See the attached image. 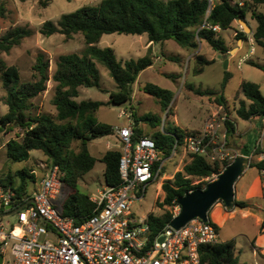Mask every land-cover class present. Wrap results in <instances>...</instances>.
<instances>
[{
    "label": "trees",
    "instance_id": "1",
    "mask_svg": "<svg viewBox=\"0 0 264 264\" xmlns=\"http://www.w3.org/2000/svg\"><path fill=\"white\" fill-rule=\"evenodd\" d=\"M26 1V0H21ZM232 0H100L96 4L82 5L69 13H63L58 21L43 22L41 33L48 36L61 33L66 38L81 33L84 47L78 52L61 54L51 75L54 84L52 104L55 106V116L48 113L32 115L30 100L46 89L48 76V61L44 54L39 53L33 65L34 80H20V73L15 65H8L1 57L2 52L18 45L22 38L30 36L31 30L24 26H14L3 34L0 33V76L6 89L3 98L7 112L0 116V129L7 124L20 127V139L11 138L6 142V155L11 162H22L29 158L32 150H40L46 155L50 164L59 166V176L62 186L67 185L71 191L61 205V212L73 215L77 221L88 217L93 212L95 203L78 188V180L93 169L97 161L104 163V179L109 185L119 183L118 163L121 152L119 149H108L102 157L90 154L87 144L100 136L113 134V125L99 121L96 111L102 102L92 99L75 100L79 95V87H97L101 89L99 73L95 61L103 64L115 81L118 90L110 93L109 102L121 104L130 100L132 86L138 74L153 63V58L146 55L134 60L121 62L116 59L111 47H99L97 43L103 34L146 33L151 43L173 39L182 47L196 49L198 40H205L221 55L229 51L221 40L216 37L218 31L212 26L218 25L220 30L231 28L234 20L245 19L248 12L255 19L256 26L252 32L255 41L264 47V13L257 9L264 0H243V4H235ZM6 14V0H0V18ZM236 39H246L244 31H237ZM201 53L194 54V74L201 73L206 65L213 62ZM249 63L257 65L250 60ZM230 78L228 70H224L220 90L196 89L198 94L214 96L218 104L227 108L222 94ZM146 91L160 99L162 106L167 107L171 95L169 90L157 85L145 87ZM243 97L239 99V96ZM235 99H239L236 114L244 120L255 116H264V96L259 84L243 80ZM155 118L151 114L135 117L134 131L136 138L145 134L139 126L141 121ZM229 135L234 132V126L227 122ZM10 128L9 130H11ZM195 131V130H193ZM187 132L178 127L168 131L166 135L151 133L159 148L172 147L175 139H181ZM73 141H79V150L72 149ZM257 167L263 166L264 161L256 162ZM219 164L210 163L203 156L189 154V161L181 170L176 171L171 179L162 182L161 188L165 195L160 205H178L177 198L196 188H204V184H192V178L211 177L219 172ZM18 182L14 186L15 178ZM33 170L20 168L13 173L7 171L0 177V184L11 186L15 191L14 203L20 204L29 195L27 183L34 181ZM237 207L246 208L250 204L243 200H234ZM174 213L171 209L164 210L160 215L149 213L147 223L151 236L156 235L166 224L170 223ZM210 221V218L208 217ZM217 228L218 226L214 224ZM201 264H239L235 254V240L229 239L201 248Z\"/></svg>",
    "mask_w": 264,
    "mask_h": 264
},
{
    "label": "rangeland",
    "instance_id": "2",
    "mask_svg": "<svg viewBox=\"0 0 264 264\" xmlns=\"http://www.w3.org/2000/svg\"><path fill=\"white\" fill-rule=\"evenodd\" d=\"M99 1L6 0V14L3 18H0V33L3 34L14 26L27 27L32 33L30 36L22 38L20 43L13 46L9 52H2L1 57L3 60L6 64L15 65L18 68L22 82L35 79V72L32 67L39 53H43L45 60L48 61L49 80L46 83V89L30 100L32 105L29 111L32 115L48 113L55 116L56 109L51 101L54 95L55 83L50 78L55 69L56 61L61 54L78 52L85 45L81 33L74 34L71 38H66L61 33H53L48 36L42 34L40 30L43 22L51 20L56 23L63 13H69L82 5L96 4ZM257 9L259 12L264 13V4H258ZM240 24L246 31L247 36L243 40L236 39L234 36V31L239 30ZM255 26L256 21L250 17V12H248L245 20L234 21L231 28L219 30L216 33V37L229 49L226 55L218 53L205 40L197 39L198 47L196 51L203 54L206 58L214 60L198 74L193 72L195 62L192 53L195 49L182 47L173 39L155 42L148 49L149 44L146 45L148 42L146 33L140 35L124 33L103 34L97 45L99 47H111L116 59L122 63L131 59L136 60L147 53L153 57V63L138 74L132 86L130 100L115 104L109 102V99L110 93L118 90L117 85L107 68L100 62L95 61L101 89L81 86L79 95L75 97V100L92 99L102 102V105L96 111V117L99 121L113 126L123 125L127 120L135 125V117L151 114L155 118L139 123L144 133L150 137H152L151 133L166 135L174 127L187 131L198 130L203 126L210 112L216 109L218 103L214 96L198 94L196 89L220 90L224 70H228L230 73V78L222 91L229 107L224 110L228 114L231 113L230 108L232 109V105L236 104L233 103V99L236 96L235 92L239 90L243 80L259 84L260 91L264 96V47L258 44L252 35ZM248 27L251 29L249 33H247L249 31ZM252 46L255 48V54L249 55ZM225 59L228 60L226 69L223 66ZM250 60L257 65L249 63ZM149 85H157L169 90L171 100L167 107H163L159 98L146 91L145 87ZM5 94L6 89L2 85L0 76V116L6 113L8 109L3 100ZM231 117L234 119L236 130L241 135L240 141L242 145L248 147L249 156H251L250 162L252 163L245 168L235 182L237 199L259 203L261 209L257 213L264 215V197L261 195L258 169L254 165L258 162L255 150L260 148L261 144L264 145V116H255L251 120H243L233 112ZM10 128H12V124H7L0 129V177H4L7 171L13 173L20 168H26L28 171L32 169L35 180L27 183V191L32 192L39 185L41 177L50 162L40 150H32L26 161L11 162L6 155V142L11 138L20 139L22 130L20 127H13L9 130ZM261 138L262 143H260ZM108 140L113 141L111 134L91 140L87 144L88 151L91 155L100 159L105 150H108L105 149ZM240 144L238 140L232 139L231 144L229 143L230 153H238L239 155L241 153ZM79 146V141H73L71 144L72 149L75 151L79 150ZM159 149L160 160H165L164 167L160 169L157 184L150 185L144 197L132 205L131 210L136 216L149 213L160 215L166 209H171L173 213L178 214L180 210L179 206L175 208L174 205L159 204L165 195L161 184L163 181L171 179L176 171L181 170L183 165L188 163L189 154L182 159L181 145L175 148V141L172 143V147L170 146L168 149L169 154L166 152L167 149L166 151L165 148ZM173 149L176 150L175 155H172ZM261 150L258 149L257 152L259 153ZM159 165L160 162L157 163V168ZM103 171L104 163L97 161L93 169L78 180V188L90 198L95 197L98 191L106 184ZM213 179H215V174L206 178H192V184H204L206 181ZM15 180L14 186L18 182V177ZM70 191L71 189L67 185L64 184L62 186L54 199L58 209H61L62 202ZM230 209L233 210L234 214L224 220L217 228L218 239L219 241L234 239L236 244L235 254L238 256L240 264H251L252 254L248 241L254 238L255 221L251 213H249L248 217H244L243 212L251 209L256 211V208L234 206ZM208 217L210 218L209 212ZM3 220L16 225L17 214L5 215ZM210 221L216 224L211 218ZM0 255L3 256L1 253ZM4 257L5 262L3 264H8L6 261L10 259L9 251L4 254ZM0 264H2L1 261Z\"/></svg>",
    "mask_w": 264,
    "mask_h": 264
},
{
    "label": "built area",
    "instance_id": "3",
    "mask_svg": "<svg viewBox=\"0 0 264 264\" xmlns=\"http://www.w3.org/2000/svg\"><path fill=\"white\" fill-rule=\"evenodd\" d=\"M238 4L242 5L243 0H238ZM212 29L220 30L218 25ZM238 29L234 36L237 31H244L241 24ZM254 53L252 46L249 55ZM224 109L218 104L200 129L187 131L180 140L175 139V148L181 145L183 158L196 154L210 163H218L220 168L215 178L238 156V153H230L227 122L232 121ZM113 134L116 142H108L107 147L121 152L119 183H106L95 197H91L95 203L93 212L81 221L73 215L62 214L54 203L62 188L57 164L47 166L39 185L25 196L24 202L30 198L33 201L15 212L16 225L5 222L3 216L24 202L14 203V189L0 184L2 264L7 251L10 254L8 264H201V248L219 242L217 227L197 217L178 229L168 223L151 236L148 214L136 216L131 207L144 197L150 185L157 184L165 160L159 158L160 149L155 139L147 134L134 137L133 122L113 126ZM261 147L259 161H264V145ZM175 154L173 149L172 155ZM246 157L250 165L251 156ZM257 169L264 197V165ZM7 205L11 208L6 209Z\"/></svg>",
    "mask_w": 264,
    "mask_h": 264
},
{
    "label": "water",
    "instance_id": "4",
    "mask_svg": "<svg viewBox=\"0 0 264 264\" xmlns=\"http://www.w3.org/2000/svg\"><path fill=\"white\" fill-rule=\"evenodd\" d=\"M248 30L250 31L249 27ZM249 31L247 33H249ZM227 63L228 60L225 59L223 63L225 69L227 68ZM247 164L248 158L244 155H238L204 188H196L179 196L177 198V203L180 210L178 214L174 215L170 221V225L173 228L178 229L185 225L189 220L197 217L203 221H207L208 212L217 201H221L227 209L234 207L235 182L248 166ZM32 201V198H30L27 202L9 210L6 214L15 213L22 206ZM5 208L10 209L11 205H7ZM159 240L161 241L162 237H160ZM1 259L2 256L0 255V261Z\"/></svg>",
    "mask_w": 264,
    "mask_h": 264
},
{
    "label": "crops",
    "instance_id": "5",
    "mask_svg": "<svg viewBox=\"0 0 264 264\" xmlns=\"http://www.w3.org/2000/svg\"><path fill=\"white\" fill-rule=\"evenodd\" d=\"M237 20H240V19H236L234 21H237ZM238 41H242V40H238ZM148 44H149L148 49H150L154 43H151V42L148 41L146 45H148ZM196 49L192 53V55H194L195 53H198L196 51ZM227 66H228V63H227ZM79 91H80V87H79ZM236 92H235V94H236ZM235 94H234V96H235ZM234 96H233V98H234ZM242 97L243 96L240 95L239 99L242 98ZM239 99H236V100L233 99V103H236V104L232 105V109L230 108V111H231L232 114H233V112H235V114H236V107H237V102H238ZM227 108H229L228 105H227ZM231 113L228 114V115H229V117H230V119L232 121V123L231 122L230 123L234 126L235 130L229 137V143L231 144V140L232 139L238 140L241 143L240 144L241 145V148H240L241 153H239V155L248 156L249 155L248 147H246L245 145H242V142L240 141L241 135L236 130L235 122H234L233 117H231ZM236 116H237V114H236ZM251 119H249V120H251ZM111 137H113V141L108 140L106 142V148L105 149H108V147H107L108 142L111 143V144L116 142L114 134H111ZM258 149H262V147H260ZM258 149L255 150V155H257L256 156V160H258V162H259V156H260V153H261L262 150L258 153L257 152ZM182 159H184L183 156H182ZM250 164H252V163H250ZM235 199L238 200L237 199V192H236V184H235V188H234V200ZM243 201H245V200H243ZM248 203L250 204V206H249L250 208H256V211L251 209V210H248L246 212H243L244 217H248L249 213H251L252 216L254 217V221H255L254 222V226H255L256 229L254 231V238L252 240L248 241L250 243V249H251V254H252V256H251L252 257L251 258V264H264V215H261V214L257 213V211L259 209H261V205L259 203H253V202H250V201ZM234 206H236V205H234ZM233 214H234L233 210L227 209L221 201H217L215 204H213V206L209 210V215H210L211 220H213V222H215L218 227L224 220H226L227 218H230ZM235 246H236V244H235ZM239 264H240V262H239Z\"/></svg>",
    "mask_w": 264,
    "mask_h": 264
},
{
    "label": "bare ground",
    "instance_id": "6",
    "mask_svg": "<svg viewBox=\"0 0 264 264\" xmlns=\"http://www.w3.org/2000/svg\"><path fill=\"white\" fill-rule=\"evenodd\" d=\"M15 232H18V230L16 229Z\"/></svg>",
    "mask_w": 264,
    "mask_h": 264
}]
</instances>
